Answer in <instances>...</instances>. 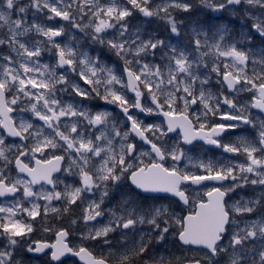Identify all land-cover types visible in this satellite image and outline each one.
Masks as SVG:
<instances>
[{"label": "snow or ice", "instance_id": "snow-or-ice-1", "mask_svg": "<svg viewBox=\"0 0 264 264\" xmlns=\"http://www.w3.org/2000/svg\"><path fill=\"white\" fill-rule=\"evenodd\" d=\"M0 264H264V0H0Z\"/></svg>", "mask_w": 264, "mask_h": 264}]
</instances>
